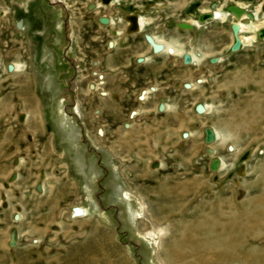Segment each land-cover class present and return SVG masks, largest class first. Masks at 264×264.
Masks as SVG:
<instances>
[{
	"label": "rangeland",
	"instance_id": "1",
	"mask_svg": "<svg viewBox=\"0 0 264 264\" xmlns=\"http://www.w3.org/2000/svg\"><path fill=\"white\" fill-rule=\"evenodd\" d=\"M61 2L0 0V102L13 110L7 115L4 127L7 135L11 132L14 138L22 135L20 149L11 148L12 140L5 148L0 145V161L4 168L0 178V264H82L91 256L95 257L97 264H169L166 249L178 233L176 225L179 221L195 220L204 207L208 208L210 203L217 201L222 203L225 213L231 202L248 204L264 191V186L258 185L264 168V38L258 39L252 30L242 32L241 35L252 36L255 41L251 39L249 44L244 43L239 50L230 52L228 48L234 39L230 24L235 22L231 15L221 21L203 24L196 30H186L188 32L174 29V25L195 19V15L190 14L216 8L225 15L227 5L242 4L255 13L252 24L264 28V13L260 11L264 0H117L115 7L119 12L113 10L115 15L123 10L124 13L137 11L147 18V29L157 32L160 37L165 35L160 30L166 29L167 35L170 33L175 38L163 37L168 43H178L176 45L179 46L175 48L179 53L163 54L168 55L169 63L173 62L172 57L181 55L183 51L199 54L198 44L206 58L223 57L216 63L211 62L210 57L204 62L189 64L187 68H167L170 81L163 89L164 94L156 101L149 99L144 104V112L129 119L128 129H124L121 123L124 118L125 123L128 122L129 114L120 118L117 130L107 126V138L101 145L107 148L110 145L111 151H108L113 161L105 159L109 157L105 153L98 151V154L92 150L95 148L89 143L85 119L67 105L74 95H67L72 79L67 74L66 55L72 52L71 59L77 54L81 60L84 30L80 31L81 36L77 32L80 30L77 22L85 19V23L91 21L95 24V12L86 10V6L94 5V2ZM108 10L100 8L97 11ZM151 10L153 12H148ZM20 19L24 29L16 28ZM66 36L69 37V45L66 44ZM134 37L137 44L142 42L140 35ZM183 37L184 44L176 40ZM12 64H17L18 68L9 71L8 65ZM93 68L96 69L97 64ZM73 69L75 77L76 68ZM177 71L196 72L195 76L204 81L198 83L195 78V83L190 82L193 78H186L183 88L181 83L171 81ZM139 73H143L139 75L143 77L150 74L145 70H139ZM96 80L92 76L88 83L96 84ZM149 80L142 78L147 84ZM92 95L98 99L106 97L99 95L97 90ZM7 97H13V103ZM81 97L74 96L73 99L77 101ZM132 98L131 94L126 97L130 100L128 102ZM134 101L135 104L125 108L124 113L138 106L137 95ZM158 101L167 107L161 111L157 108L156 113ZM25 103L35 107L43 133L48 138L42 144L45 151L57 159L52 163L54 166L47 162L38 164L43 158L42 145L33 144L27 132L21 131L31 118ZM79 104L82 107L81 100ZM198 104L209 107L206 114L197 113L195 107ZM144 113H148L147 123H144ZM234 117L237 120L251 118L255 123L242 121L231 125L229 122L234 121ZM181 119L185 121L184 126L180 125L182 121L178 123ZM110 120L111 116H107L104 121ZM140 126L146 131L154 130L155 135L150 139L153 138L152 145L156 148L158 168L157 164L151 165L155 159H151L153 156L145 150L129 153L119 147L121 143L133 144ZM204 127L217 130L215 142L205 143ZM116 132L120 134V141L115 137ZM37 139L42 141L39 137ZM207 145L214 151L211 156L207 154ZM228 145L233 149L228 150ZM213 159L222 163L220 169H210ZM118 160L122 164L116 162ZM174 163H178V173H182L179 181L197 180L204 190L186 199L191 204L184 207L182 213L173 209L157 188L163 179H167V173L175 174ZM55 165L59 170L53 172ZM113 167L117 170L114 171ZM241 170L244 171L242 175ZM40 173L44 178L39 179ZM14 174L16 177L10 179ZM36 183L42 185V191H37ZM118 184L122 185L123 191H119ZM127 185L144 204V216L140 219L127 216L128 209L133 215L139 211L135 198L130 203L125 199ZM58 189L66 195L55 204ZM169 199L174 200V196H169ZM201 204H204L202 209L199 208ZM74 207L84 208L87 214L73 217L71 211ZM168 211L173 212L170 218L165 215ZM146 229H161L162 235L149 237ZM11 231H14L15 240L12 246L9 245ZM155 239L157 244H151Z\"/></svg>",
	"mask_w": 264,
	"mask_h": 264
},
{
	"label": "bare ground",
	"instance_id": "2",
	"mask_svg": "<svg viewBox=\"0 0 264 264\" xmlns=\"http://www.w3.org/2000/svg\"><path fill=\"white\" fill-rule=\"evenodd\" d=\"M56 1L62 3L61 2L62 0H56ZM92 2H94L93 6L95 7V9L96 8L109 9L108 11H105V13H98L97 12L96 15L94 16V18L100 19V18L104 17L110 21L111 25H113L115 23L114 24L115 27H116V22L118 20L123 21V20H125V17L132 14V13H124L123 12L121 19L118 16L114 15L112 13V11L116 9L115 5H116L117 0H109L108 3H102L99 0L97 2L92 0ZM92 2H89V3H92ZM88 5L86 6L87 8H88ZM263 5L264 4H262L260 6V11H262L261 8ZM235 6L241 10H244L245 13H243L237 19L233 16L235 18V22L230 24V28L233 25L237 26L236 36L238 37V39L240 41V46L244 43L249 44L251 42L252 36L244 37L243 35H241V33L242 32H249L248 30H252L253 33L255 34V36L258 37V34H257L258 31L260 29H264V28H260L257 25L252 24L254 21V18H256L255 13H252L248 9H245L244 5H242V4H235ZM150 12H153V11L151 10ZM203 13H207L210 15V18L204 22H199L196 18L192 19V20H187L184 22H178V21L177 22L178 23H187L190 26H192L193 30H194V28L196 29V27H199L203 24H206L209 22H217L218 20L221 21L222 19H224L225 16H229V14H230L229 12L228 13L225 12V15H224L221 13V11L219 9H216V8H214L212 10L202 11V14ZM249 15H251L252 17L250 18ZM71 21H73L72 18H71ZM144 22H147V18H145L144 15H137V22H136L137 31H132V32L133 33H135V32L143 33L144 31H146L144 29V27H142ZM100 23H102V22L100 21ZM77 24H78L77 25L78 28L80 29V30L77 29V32L78 31L82 32V30L85 29L84 28L85 27L84 21L77 22ZM72 27H73V25H72ZM21 28L24 29L23 26ZM182 30H184V31L189 30L190 31V29H182ZM231 30H232V28H231ZM81 32H80V34L82 36ZM231 34L234 37L233 30L231 31ZM124 36L125 35H122L121 39L124 38ZM148 36H150L156 44H160L163 47L162 51H157V52L153 51L154 52L153 55L166 54V53L167 54L169 53L170 55H174L175 53H179V51L175 49L176 47H179L176 45L178 43L172 45V44L168 43L166 40H163L164 36L163 37H158V35H148ZM258 39H262V38L258 37ZM252 40L255 41V39H252ZM233 42H234V39H233ZM109 43H112L114 45L115 42L110 41V42H108V45H109ZM149 45H150V43H149ZM151 49H152V46L150 45V50ZM67 50H71L70 47H69V49L67 47ZM184 52H186L190 56V64L195 63V62H199V61L204 62V60L208 59V58L203 57L200 54V52H199V54L196 53V55H195V54H192L190 51H183L181 53V57H182V54ZM87 54H89V53H87ZM222 57L223 56L215 57V60L213 61V63L220 61L222 59ZM99 58H97V59H99ZM139 58H144V56H140ZM71 60L73 63H71V61H69V62L71 64H73V67L76 68V74H75V77L72 78V80H71V83H70V86L68 89L69 92L67 95H70V94L72 95V93H73L74 96H80V95L82 96L79 100L74 101L73 109L75 110L76 114L79 117L81 116L82 118L85 119L86 134L88 135V137L90 139L89 143L94 146V148L97 152L101 151V152L105 153V155L109 156V157H104L105 159L113 161L114 158H112L111 152L108 151V149L109 150L111 149L110 145L108 146L109 148H107V147L101 145V142H104V138H107L106 134H105L107 126L110 125L112 128L117 130L119 128L117 125H119L121 122V121L119 122L120 118L124 115H127V113H124L127 105H125L126 103H124V105L122 103L123 102L122 100L125 99L126 97L125 98L120 97L121 94L125 95L124 93H126V90L118 91V89L114 90L112 88H110V89L104 88V80H103L102 75L99 74V72L97 71V68L96 69L93 68V66H95V64L99 63V61L94 60L96 62L92 61L89 64V67H86V65L88 66L87 60H85V59H84L85 61L79 60L77 54ZM92 63H95V64L92 66ZM11 66H12L11 71H14V69L18 68L17 64H15V65L12 64ZM92 76L97 78V80H96L97 82H96V84L93 83L92 85H90V83H88V80ZM196 81L198 83L202 82V80L200 78H196ZM188 85L190 88L191 85L190 84H188ZM150 89L151 88L142 89L140 95L137 96V98L139 97V104H138V106H135V108L132 109L128 113L129 116H128L127 120L129 123L128 122L123 123L124 124L123 126L125 129H128L130 127V124H131V120H129L130 118L134 117L138 113L141 114L144 112L142 110H144L145 102L151 100V96L149 95L151 93ZM96 90L99 91V95H101L103 97L106 96V97L101 98V99H98L97 97H93V95H92L93 91H96ZM153 91L159 92L158 94L155 92L157 95H156V99H153V101H156L161 95H163L162 94V91H163L162 86L157 87V89H156V87L153 86ZM74 96H73V98H74ZM7 98L11 103H13V101H14L13 97H7ZM64 100L65 99H63V101ZM80 100L82 103V107L79 104ZM136 102H138V101H136ZM128 103L129 102H127V104ZM77 105L79 107H81L82 110L79 109L77 107ZM157 105H158V103H157ZM162 105H163V110H165L167 106L165 104H162ZM25 106L30 109L28 111H30L31 118L28 120V123L25 124L26 125L24 127L25 130H23L24 129L23 128L21 131L24 133L27 132V135L30 136V138L32 140L31 142L33 144L38 143V144L42 145V146H40V147H42V154H41L43 157L42 161H41L42 163L40 162L38 164L42 165L45 162H47L51 165L52 163L55 162V160L57 161V159H56V157H54L51 154V152H48V150L45 151V146H44V144H42L43 140L44 139L48 140V138H47V135H45L43 133L42 125H41L40 121H38V117H37L35 110H34L35 107L32 104H26V103H25ZM158 106H157V108H158ZM14 107H16V106H13V108ZM202 107H203V111L197 112L198 114L202 115V114L207 113V110L209 109V107L207 105H202ZM12 111L13 110H10V108H8L7 105H5L3 102H0V127L3 128L2 130L0 129V145L2 148H5V146H7L11 143L10 140H12L13 143H12L11 148L16 147V148L20 149V147L22 145L20 138H22L21 137L22 135L20 137L15 136V138L11 136L12 132H11V135H7V131L4 127V124L7 122L6 117H7V115H10V112H12ZM158 111H160V110L158 109ZM147 114L148 113L143 114V116H145L144 118L146 119L144 123H147V121H148L147 118L149 119V117L146 118ZM107 116H111L110 121L112 122V124H109L110 121L109 122L104 121V120H106ZM237 119L238 118L236 117L235 120H237ZM235 120L234 121L232 120L229 123L231 125H233V123H235V124L242 123V121L250 123L252 125H254V123H255L254 120L251 118H245V119L243 118V120H237V121H235ZM181 121L183 123L180 125L184 126L185 121H183V119L178 120V123H180ZM103 123L104 124L106 123V125H104ZM142 128H144V127H141L139 129V133H135V140H134L133 144L131 142L128 144L126 143V145H124V143H121V145H119V147L121 149L125 150V152H129V153L133 152L134 150H136V151L145 150V152H147L151 156H153L151 159H155L151 162V165L157 164L156 167L158 168L159 167L158 166L159 160L157 157H155V154L157 153L155 151L156 148L154 147V145H152V144H154L153 138L150 139V136L153 137L155 135L154 130L151 129V130L146 131L145 129H142ZM208 128H210L212 130V133L214 135L213 141L210 142V143H213L218 138V133H217L216 129H213L212 127H208ZM11 129L14 132V129L13 128H11ZM66 129H64L65 132L67 131ZM205 129H206V127L203 128V133H204ZM141 130L144 132H141ZM8 133H10V132L8 131ZM145 133H148V135H146ZM165 133H167V132H165ZM181 134L183 135V132ZM119 135L120 134H118V132H116L115 137H118V140L120 141ZM5 136L6 137L8 136L6 138V140H5ZM37 137L41 138L42 141L40 139H37ZM204 137H205V134L203 136V140H204ZM13 138L15 140H13ZM22 141H23V139H22ZM167 143L169 146L170 143L169 142H167ZM227 149L232 150L233 147L228 145ZM206 151H207V154L210 156L212 154H214L213 149L209 145H207ZM116 162H118L119 164H122V161L118 160ZM217 162H218L217 169H220L222 163L219 162L218 159H217ZM2 165H3V163L0 161V178L2 176L3 169H4ZM173 165L175 167L174 170H176L175 174L167 173V179L168 180L166 178L163 179V182H160L157 185V188H159L160 193H162L165 196V198H166L165 201L169 202L172 205L171 207L173 209L175 208L177 210V212L182 213L184 210V207L191 204V202L187 201L186 199L190 196L197 195L200 192H203L204 190H202L203 188L200 186V184L197 183V180L191 179V181L190 180H184V181L180 180L179 181L180 175L182 173H180V174L178 173V170H177L178 163L177 164L174 163ZM52 166H54V164H52ZM56 170L57 171L59 170V168L57 166H56V168L54 167V169H52L53 172ZM113 170L116 171L117 170L116 167H113ZM243 172L244 171L241 170L240 174L242 175ZM260 174H261V179H260L261 181L259 182L258 185H260V187H261V186H264V168H262ZM43 176H44L43 173H40V175H38L39 179L44 178ZM12 177L15 178L16 175L15 174L11 175L10 179ZM118 177L119 176H116V178H118ZM118 186H119V191L122 190V185L118 184ZM127 186H128L127 191L124 194L125 199L127 200V202L130 203L135 198L137 205L139 206V211H136L137 212L136 215H133L132 212L128 209L127 210L128 211L127 216L132 217V219L133 218L140 219L144 216V214H143L145 212L144 211V204L140 201L139 198H137L133 194V192L130 189L131 186L130 185H127ZM36 187H38L40 191L43 190L42 185H39V183H36ZM58 190H57V193L58 192L59 193L58 194L56 193L58 196H57V199L55 201V204H58L56 202H57V200H59V198L66 195L65 192L63 194L60 191V189H58ZM169 196H174V200H170ZM203 205L201 204L199 206V208L201 207V209H202ZM222 208H224V207L222 206V203L220 201L210 203V205H208V208L204 207L202 209V214L200 216L196 217L195 220H193V221H186V220L183 221L182 220L183 222L179 221V223L176 225L178 233L172 239V242L168 244V247L166 249V254H167L166 256L168 257L169 264H264V191H261L259 194H257L256 198L250 200L248 204L239 205L235 201L231 202L225 213L222 211ZM80 209H81L82 213L80 215H75V216L83 217L87 214L86 210L84 208L80 207ZM206 209H207V212H206ZM72 212H73V210L71 211V215H72ZM172 214H173L172 211H170V212L168 211V213L165 215L167 218H170V217H172ZM17 219H18V217H17ZM151 220L152 219H150V221ZM160 234H161V229L160 230L157 229L156 231L146 229V235L149 237L150 236L154 237V238H156L158 236L160 237ZM146 235H145V237H146ZM12 242H15L14 237H13ZM156 242L157 241L155 239L154 243H151V242L150 243L151 244H157ZM155 247H157V246H155ZM96 261L97 260L95 259V257L91 256L90 259L86 261V263L83 262L82 264H97ZM102 264H108V262L107 263L102 262Z\"/></svg>",
	"mask_w": 264,
	"mask_h": 264
},
{
	"label": "flooded vegetation",
	"instance_id": "3",
	"mask_svg": "<svg viewBox=\"0 0 264 264\" xmlns=\"http://www.w3.org/2000/svg\"><path fill=\"white\" fill-rule=\"evenodd\" d=\"M99 1L102 2V0H99ZM228 6L229 5L226 6V11H227V7ZM98 9H100V8H96L95 9V7L93 5H90V7H88L86 10L89 11V12H95V14L93 15V16H95L97 12L101 13V11H97ZM103 10H104V8H103ZM115 10H117L119 12V8H116ZM122 12L118 13V15H116V16L121 17L120 14ZM126 12H128V11H126ZM136 12L137 11L130 12L132 14L128 15L127 17H125V20H123V21L122 20H118L116 22V27L114 25L115 23L113 25H111L110 21L108 19L104 18V17H102L100 19L93 18V20L95 21V24H93L91 21L89 23H85V19L83 20L84 23H85L84 24V26H85L84 28L85 29H84V35H83L84 42H83V44H81V50H80L81 51V60L82 61L84 59L87 60L88 66L86 65V67H89V64L92 61L97 60V61H99L98 72H103V71H106V70L108 71L109 70L110 73L112 75H114L115 77H124L125 80L123 82H118V83H121L123 90L126 89V94H125L126 96L125 97L130 96V94L132 95L131 92L133 91V88L135 87L134 81L132 79H130L128 77V75H126L127 71L123 69V67L126 66L125 65L126 62L130 63L133 66L134 72L136 71L134 73V75L135 74L136 75L137 74L138 75L143 74V73H139V70L143 71L144 70L143 67L145 65H148V63L151 61L152 58H155V60L157 62L161 63V64L162 63H166V71H167V68H170L172 70H174V69L177 70L178 68H181V67L182 68H187V67L190 66L189 65L190 64V56L186 52H184L182 54V57H181V55H179V56H177L175 58L172 57V59H174V60H173V62L171 61L170 63H169V60L166 58V56H168V55H163L162 54V55H159V56H156V55L154 56L153 55L154 52H153L152 49H151L152 52L150 51V45H149V43H148V41L146 40L145 37L148 36V35H158V34H157V32H153V30L147 29L146 26H145L147 24L146 22H144L143 25H142V27H144V29L146 31H144L143 33H138V32L133 33L132 31H137V29L131 30V28H133V26L130 24L128 18L131 17V16H134L135 20L137 22V15H141V14H138V12L137 13ZM102 13H105V11H103ZM113 14L115 15V12ZM148 14H151V13H148ZM200 14H202V13L197 12L195 14H190V15H193V16L195 15V18L198 20V17H199ZM203 15H208V14L207 13H203ZM230 15H231V17L234 16L231 13L229 14V16ZM103 19L106 20L105 24L104 23H100V21H102ZM207 19H209V18H206V20ZM117 25H120L121 27L120 26L117 27ZM135 26H137V24ZM174 29H178L181 32H188V31H184V30L178 28L177 27V23L174 25ZM190 30L193 31V27ZM194 30H196V29H194ZM160 31H161V33L165 34L164 35L165 37H169L171 39L173 38V40L175 39L173 36H171L170 33L167 35V33H166L167 30L166 29H162ZM230 31H232V30H230ZM122 35H125V36H124V38L121 39ZM136 35H140V37L142 39V42L139 43V44H137L134 41V39H133V38H135L134 36H136ZM158 37H160V36H158ZM176 40L178 42H181V44L186 43L184 37L181 38V39L180 38H176ZM110 41H114L115 42L114 45L112 43H109V45H108V42H110ZM233 43L228 48V50L230 52L232 51L231 47H232ZM66 44L69 45V37L68 36H66ZM181 44H179V45H181ZM198 46L201 48L200 44H198ZM204 46H206V45H204ZM199 47L198 48L196 47L197 50L200 52V54L203 57L206 58V56H207L206 53L200 51ZM105 49H107L108 51L106 52ZM87 53H89V54H87ZM71 55H72V52L69 55L67 54L66 58L69 61H71V63H72V60H71L72 56ZM185 55H187L189 57V62L188 63H185V59H184ZM140 56H147V57L146 58H139ZM210 57H211L210 60L213 62L215 60V56H210ZM97 58H99V59H97ZM112 59H115L116 61H119L121 63L120 66L122 68H118V66H117L116 68L108 69L107 64L109 63V60H112ZM68 60H67V66H68V70L69 71H67V74H68V77L72 79V78H74V69H73V67L71 66V63ZM200 69L202 70V68H199V70ZM124 71H126V72H124ZM147 72L148 71H146V73ZM146 73H144V74H146ZM177 73L181 74V75H189L191 77V79L193 78L192 79L193 81L191 80L190 82H195L194 79L197 78V76H195L196 72L195 73H190V72L186 73V71H184V72L177 71ZM146 78H149V73L146 75ZM201 78H203V77H201ZM203 81H204V79H203ZM184 82L181 83L183 88H185L184 85H183ZM66 86L68 88L69 85H66ZM146 86H147V84L144 85L143 87H139L138 88L137 93L132 95L133 98H132L131 102L134 101V96H136ZM156 93H159V92H156ZM156 93H154L155 95H151V100L156 99V95H157ZM74 101H75V99H73V97H70V100H69L67 105L72 108L73 107L72 105L74 104ZM122 101H123L122 102L123 105H124V103H126V105H127V102L130 101V100L125 98ZM146 102H148V101H146ZM146 102H145V105H146ZM158 102H160V104L158 106V109L161 111V110H163V105H162L163 103L161 101H158ZM134 104H135V101H134ZM156 105H157V103H156ZM155 107H156V109H155L156 113H158L157 112V106H155ZM160 107H162V108L160 109ZM127 115H128V112H127ZM125 120H126V118H124V121H122V123H121L123 128H124L123 123L125 122ZM158 132H159V129H158ZM84 142H86V141L84 140ZM92 150L94 152L98 153L94 149H92Z\"/></svg>",
	"mask_w": 264,
	"mask_h": 264
},
{
	"label": "crops",
	"instance_id": "4",
	"mask_svg": "<svg viewBox=\"0 0 264 264\" xmlns=\"http://www.w3.org/2000/svg\"><path fill=\"white\" fill-rule=\"evenodd\" d=\"M159 55L160 54H158L156 56H159ZM146 57L147 56H144V58H146ZM120 65H121V63L119 61H116L115 59L109 60V63L107 64L108 69L116 68L117 66H118V68H122ZM125 65L126 66L123 67V69L126 70L127 72L126 71H124V72H126V75H128V77L130 79H132L134 81V83H135L136 89L133 90V92H132V95H134L137 92L139 87H143L144 85L147 84V83H144L142 81V78H145V79H147V78L145 76L144 77L143 76H139L138 74L134 75V73L136 71L134 72L133 66L130 63L126 62ZM98 66H99V63H97V71H98ZM143 68H144V70L150 72V74H149V79H150L149 80V84H147V86L145 88L146 89L151 88L150 89L151 90V94H154L156 92V91H153V86L156 87V89H157V87L162 86V90H163L165 88L166 84L169 83V81H170L169 80V76H167V74H166V63H162L161 64V63L157 62L155 60V58H152L151 61L148 63V65H145ZM99 74H103L102 77L104 79V88L105 89L106 88L107 89L112 88L114 90L118 89V91L123 90L121 83H118V82H123L124 77H115L114 75H112L110 73L109 70L108 71L106 70V71H103V72H99ZM186 78L189 79L191 77L189 75H181V74L176 73L174 78L171 79V81H173L174 84L183 83L184 81L187 80ZM145 88H143V89H145ZM141 91H140V93H141ZM162 93L164 94V91H162ZM124 94H126V93H124ZM139 94H137V96ZM122 96L123 95L121 94L120 97H122ZM133 104H134V101L133 102H129L127 104L126 108L132 106Z\"/></svg>",
	"mask_w": 264,
	"mask_h": 264
},
{
	"label": "water",
	"instance_id": "5",
	"mask_svg": "<svg viewBox=\"0 0 264 264\" xmlns=\"http://www.w3.org/2000/svg\"><path fill=\"white\" fill-rule=\"evenodd\" d=\"M103 3H108L109 0H102ZM227 11L231 14L234 15V17L237 19L239 18L243 13H245L244 10H241L239 9L238 7H236L235 5H229L227 7ZM262 11L264 12V5L262 6ZM250 18L252 17L251 15H249ZM206 18H210V15H203V14H200L199 17H198V21L199 22H204L206 20ZM130 24L133 26V28H131V30H135L136 29V20H135V17L134 16H131L128 18ZM102 23H106V20L103 19L101 21ZM22 27V20L20 19L17 23H16V28L17 29H20ZM177 27L180 28V29H191V26L187 23H177ZM232 30H233V33H234V43L231 47V50L232 51H237L239 50V46H240V41L238 39V37L236 36V33H237V26L236 25H233L232 27ZM258 37L260 38H263L264 37V29H260L258 31ZM146 40L148 41V43H150V45L152 46V49L154 52H157V51H162L163 47L160 45V44H156L151 37L149 36H146L145 37ZM184 59H185V63H188L189 62V57L187 55L184 56ZM12 69V66L11 65H8V70L10 71ZM162 107H160L161 109ZM196 111L197 112H201L203 111V107L198 104L196 106ZM204 134H205V137H204V141L205 143H210L213 141V138H214V135L212 133V130L210 128H206L205 131H204ZM218 167V162H217V159H213L211 162H210V169L211 170H216ZM37 191H39V188H37ZM82 213L81 209L79 207H74L73 209V213H72V216L74 217L75 215H80ZM13 234H14V231H11L10 233V238H11V242L9 243L10 246L14 245L12 242L13 240Z\"/></svg>",
	"mask_w": 264,
	"mask_h": 264
}]
</instances>
